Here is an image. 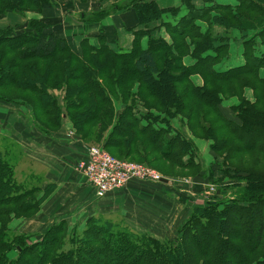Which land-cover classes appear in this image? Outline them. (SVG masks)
Returning <instances> with one entry per match:
<instances>
[{"label":"trees","instance_id":"obj_1","mask_svg":"<svg viewBox=\"0 0 264 264\" xmlns=\"http://www.w3.org/2000/svg\"><path fill=\"white\" fill-rule=\"evenodd\" d=\"M181 4L162 9L157 0H127L90 19L99 23L113 11L134 13L137 24L128 30L135 38L128 52L112 49L105 34L96 37V44L84 39L74 49L38 20L0 29V91L16 88L34 95L35 104L21 102L32 110L40 132L61 130L67 118L79 140L90 146L102 142L113 157L110 151H126V160L154 155L156 162L190 171L199 166L193 138L205 140L215 155L205 178L212 182L218 179L221 157L233 163L240 155L256 154L253 169L231 167L239 190L233 200L222 208L216 207L219 201L195 207L174 239L115 232L121 229L99 221L81 233L86 240L65 223L42 235H13V220L33 218L43 198L37 187L25 191L14 184L15 166L0 148V264H264V91L259 90L264 89V0ZM58 7L55 0H0V17L41 15ZM166 16L178 19L177 24L164 23ZM161 22L168 25L172 43L154 35L152 26ZM214 27L224 29L225 36L214 34ZM234 33L242 40L244 64L219 72L216 67L230 56ZM55 88L61 98L65 95L66 111L56 107L61 98ZM3 94L0 99L6 100ZM227 94L239 97L238 104L226 107L232 100ZM186 157L189 161H181Z\"/></svg>","mask_w":264,"mask_h":264},{"label":"crops","instance_id":"obj_2","mask_svg":"<svg viewBox=\"0 0 264 264\" xmlns=\"http://www.w3.org/2000/svg\"><path fill=\"white\" fill-rule=\"evenodd\" d=\"M55 1L58 3V8L48 10L41 15L33 12L25 15L13 14L21 17L17 24H10L0 29L24 26L28 21L38 20L47 24L52 31L65 38L77 50L80 49L84 39H90L92 45L96 44V37L101 34L108 37L110 46L114 50L128 52L132 49L135 37L134 32L129 31L128 28L137 24L134 13L113 11L102 22H89L98 12L110 10L127 0ZM159 1L157 0L158 5ZM179 3V6L163 8L159 5V7L177 9L182 6L181 0ZM184 15L185 11L182 10L180 17ZM7 16L0 17V19ZM177 21L178 19L169 16L164 18V23L172 25H176ZM200 25L203 29L206 28L204 24L200 23ZM152 27L157 28L154 35L172 43L168 25L164 26L161 22ZM217 29L223 32V35L217 32ZM213 30L217 36H225L224 29L214 27ZM238 36V39H232L230 56L216 67L217 71L225 72L244 64L242 40L239 34ZM143 46L146 48L147 40L144 41ZM237 60H242V63L236 64ZM185 64L190 65L191 60L186 59ZM193 82L197 86L203 85L199 76H194ZM68 121H64L61 130L49 135L38 130L35 133L31 132V136L26 133L20 138H12V143H15V147L19 146L27 162L26 169L16 166V177L43 180L41 186L37 187L40 189L38 197L43 198L38 213L31 219H14L11 224L13 227L17 223L15 228L20 225L18 229L22 232L19 233L20 235H42L60 223H65L70 231L83 233L90 223L99 221L100 224L110 223L118 229L136 234L146 233L158 239H174L189 220L195 207L220 201L226 196L217 192L216 197L209 199L208 190L200 195L196 192L197 185L191 184L192 179L187 177L184 179L166 178L167 182L159 185L146 186L133 183L99 200L94 188L77 170V165L86 159L88 148L91 146L79 140L72 129V124ZM19 125L22 123L6 124V126H11L10 130H14L15 126ZM193 141L197 144L200 161L206 166H212L215 155L212 154L209 143L198 138H193ZM24 170L27 172L26 175H24ZM170 221L175 222L170 223Z\"/></svg>","mask_w":264,"mask_h":264},{"label":"rangeland","instance_id":"obj_3","mask_svg":"<svg viewBox=\"0 0 264 264\" xmlns=\"http://www.w3.org/2000/svg\"><path fill=\"white\" fill-rule=\"evenodd\" d=\"M179 4H180L179 0H160L159 1V5L163 8L168 7V6H179ZM20 19H21L20 16L11 14L4 19H0V27H6L10 24L16 25L17 21H19ZM218 31L219 30L217 29V32ZM219 32H220V34L223 35V32H221V31H219ZM232 38H233V40H235V39H238L239 36H238V34L234 33V34H232ZM241 63H242V60H237V62H236V64H241ZM53 82L54 81L50 82L51 87L53 85ZM259 90L261 93L264 91V89H261V87ZM55 91H56L55 95L57 97L61 98V93L56 88H55ZM0 93H4L3 95L8 97L6 100L0 99V124H2V126H0V148L3 151L4 155L6 156V160L9 162L10 165L12 164L13 166H15V168H16V166H21L20 167L21 169L22 168L26 169L27 162L24 160V156L20 152L19 146L15 147V143H12V138L13 137L20 138L21 136H25L24 134H26V133L29 136L31 132L35 133V131H38L39 127L36 124V122H34V120H33L32 110L29 109V106H27V105L23 106V103H22L23 102L22 100H26L28 102L35 104L36 98L31 93L29 94L27 92H22L21 90L16 89V88L12 89V91H0ZM51 93H52V91H51ZM240 94H241V92L237 96H240ZM226 96H230V98H232V100H227L225 102L224 105L226 107H229L232 105H237L238 102L240 101V98L237 96H234L233 94H231V95L227 94ZM63 97L61 98V100H58V102L56 103V107L58 105L62 111H66L64 108ZM249 97H251V94H249ZM81 100H82V102L84 101L83 99H81ZM14 102H17V103L14 104ZM127 102H129L132 105L131 101H126L124 104H126ZM135 106H136V104H135ZM87 109H88V106L82 108L79 111L85 112ZM203 111H207V110H203ZM64 119L66 121H68L67 118H64ZM211 120H216V117L213 116ZM68 122L70 124H72L71 120ZM7 123H11V124L22 123V125L15 126L14 130H10L9 128L11 126H6ZM178 123L179 122H176L174 124L175 127H178V125H179ZM72 129H73V126H72ZM91 146L102 147L103 143L100 142L97 144H91ZM110 153L113 154L115 157H117L116 159L120 158V159H122V161L135 163V164L139 163L141 165L143 164L148 168L151 167V169L160 173L163 176L164 180H167L166 178L184 179V178L190 177L192 179L191 184L197 185L196 186V188H197L196 192L200 193V195H201L208 190V192L210 193V194H207L209 199H211L212 197H216L217 192H220L221 194H225L226 195L225 199H221L220 200L221 202L219 201V204L216 206V207H220V208H222L224 206L223 202H229V201L233 200V196H235V194H233V192L239 191L238 189L235 188L237 185V184H235L236 181H234L232 178H230V177H232L230 175V173H232L231 167L233 166V164L237 167L243 166L244 168H247V169H253L255 166L254 165L255 161L258 158L256 154H243V155L236 157L234 159L233 163L232 162L225 163L224 161H222L223 157H221L220 158V160H221L220 167L221 168H220V170L219 169L217 170V171H219V175L217 177L218 179L215 182H212V181H209V179H205L207 176H209L211 170H209V166L204 165L200 161V156H198V158H199L198 165L199 166L198 167L194 166V169L187 171V170L178 169L172 163L168 164V163H163V162H156L154 160L157 159V156H154V155H152V157L148 156L147 158H144L142 156L140 158L134 157L131 160H126L125 159L126 158V151H124V150L119 151V152L110 151ZM120 159H118V160H120ZM181 161H183V162L189 161V158H187V157L183 158ZM192 161H194V160H192ZM151 164L153 167L151 166ZM78 165H77V167H78ZM258 170H261V167ZM16 172H17V168H16ZM201 172H206V173L204 175H201ZM26 174H27V172L24 170V175H26ZM200 175L203 177V179ZM165 176H167V177H165ZM13 182L15 185H17L19 183L20 185L23 186V189L25 191H29L33 187L41 186L43 180L41 178H34V180H31L27 177H25L24 179H21L19 176H17L16 179L14 178ZM212 188H213V191L211 190ZM204 205H205V203H204ZM205 208H207V207H205ZM174 222L175 221H170V223H174ZM16 224L17 223H15L12 227L13 235L14 234L17 235L19 233H22L20 230H18L20 228V225H18L17 228L14 227ZM27 225H30V223H27ZM114 231L125 233L124 232L125 230H117L116 229ZM127 233H129V232H127ZM117 234L120 235V233H117ZM131 235H133L134 238L137 237L134 234H131ZM77 236H79L78 239H83V237H84V235L81 233H79ZM52 237H56V236L53 235ZM95 238H96L95 236H92V237H90L89 240H93ZM137 238L141 242H143L142 238H140V237H137ZM37 240H39V239H35V241H37ZM85 240H86V238H85ZM84 248L87 249V246H85ZM68 249H70V247H68L67 250ZM68 251H70V250H68Z\"/></svg>","mask_w":264,"mask_h":264},{"label":"built area","instance_id":"obj_4","mask_svg":"<svg viewBox=\"0 0 264 264\" xmlns=\"http://www.w3.org/2000/svg\"><path fill=\"white\" fill-rule=\"evenodd\" d=\"M77 170L87 178L99 200L131 183L162 184L163 176L144 165L118 160L102 147L91 146ZM213 191V188L211 189Z\"/></svg>","mask_w":264,"mask_h":264},{"label":"water","instance_id":"obj_5","mask_svg":"<svg viewBox=\"0 0 264 264\" xmlns=\"http://www.w3.org/2000/svg\"><path fill=\"white\" fill-rule=\"evenodd\" d=\"M163 182L166 183L167 181L164 180Z\"/></svg>","mask_w":264,"mask_h":264}]
</instances>
